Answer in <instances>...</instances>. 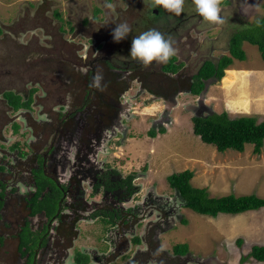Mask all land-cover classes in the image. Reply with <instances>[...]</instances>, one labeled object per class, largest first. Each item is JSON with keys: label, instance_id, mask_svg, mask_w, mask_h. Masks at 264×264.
I'll return each instance as SVG.
<instances>
[{"label": "rangeland", "instance_id": "obj_1", "mask_svg": "<svg viewBox=\"0 0 264 264\" xmlns=\"http://www.w3.org/2000/svg\"><path fill=\"white\" fill-rule=\"evenodd\" d=\"M125 2L127 3L125 0H0V164L4 166L0 178L7 185V205L0 220V264H25L27 261L17 250L15 235L27 218L22 196H26V191H33L30 170L35 166V161L32 153H44L49 147L52 134L57 132L59 111L63 110L61 106L67 103L70 107H80L84 99L81 96H70V76L65 83L62 73L65 72V67L68 75L73 73V64H78V59L85 53L90 58L95 52L109 57L117 50L118 42H114L111 35L114 27L120 23L128 24L124 19H130L129 25L133 29V22L142 13L132 1L129 8ZM257 2L258 0H229L227 4L220 6L223 9V24L213 25L205 21L198 24L193 17L191 24L183 30L196 24V28L202 30L199 39H205L206 35L210 38V44H205L201 55L217 60L228 55V39L235 29L252 24L257 16L264 15V3L252 6ZM106 3H111L112 7L106 8ZM189 12L196 13L194 8ZM56 13L59 17L55 16ZM148 28L146 26L141 31H147ZM243 49L246 60L234 61L231 69L225 71L223 79L208 87L204 103L217 114L225 112L230 118L249 116L256 118L257 122H263L264 110L261 109L264 108V62L255 46L244 44ZM129 52L123 43L119 57L130 59ZM110 82L113 83L114 80L111 79ZM139 87V84L134 83L132 91ZM5 90L21 93L22 101L29 98L31 104L28 110L14 111L4 100L2 92ZM30 91H34L31 97ZM132 91L130 92L133 93ZM141 94L140 97H130L129 116L121 120L128 129L129 139L124 143L125 138L119 142L120 136L111 137L105 145L102 143L103 146L94 159L97 165L100 162L107 163L121 179L134 175L132 184L136 186L137 192L128 200L127 207L140 208L128 220L122 218L123 223L115 221L117 227L114 226L109 236L104 234L105 228L101 229L99 222H95L94 227L85 224L87 229L81 228L82 232H79L69 230L64 218L65 229L59 231L60 237L56 236L58 231L56 234L52 233L56 238L52 239V246L50 245V248L58 249L60 256L57 259L61 261L59 264H76L73 263V255L78 251L88 252L90 259L105 255L104 260L100 256V262L96 261L98 264H130V261L136 264L146 256L145 253L140 254V250H145V245L142 242L136 244L133 240L141 237L146 242L147 235L152 236L155 230L160 247L158 249L167 253V257L160 256L161 263L264 264L254 259L241 262L253 246L264 247V208L239 215L220 214L214 218L202 216L183 208L177 194L167 182L169 176L188 170L193 172L191 185L207 189L210 197L255 195L264 199V148L257 155L250 144L245 146L242 153L231 149L218 152L214 146L204 144L193 133V114L186 107L196 105L197 97H177L178 106L168 115L172 123H165L161 118L164 112L163 102L151 98L147 91ZM92 104L95 109L91 106L94 110L90 112L93 115L91 121L95 124V120L100 118L97 117L98 112L103 113L104 110L103 105L98 103V98L92 99ZM168 119L164 118L166 121ZM83 121V117L79 115L78 124H75L76 131L72 130L74 126L69 120L56 134L59 135V131L62 133V129L67 131V135L77 133ZM14 125L17 126L16 130ZM152 126L155 130L162 126L166 132L154 138L149 137L148 131ZM94 134L97 139L98 132ZM81 138H87L85 130ZM15 144H18L17 151H12L10 148ZM19 152H23L25 156L20 157ZM106 171L108 172L107 169ZM76 182H79V189H84L85 199L90 201L91 180L80 178L74 184ZM101 193L102 191L95 196L96 201H100ZM156 198L159 209L156 207L154 210L153 206L147 204L150 199ZM68 203L71 201L64 204L69 205ZM66 211L64 213L68 214L69 222L73 214ZM39 218L42 221L45 219ZM41 219L31 221L34 231H37V227L40 229ZM182 219L187 221L186 225L181 224ZM81 222L76 224L77 229ZM102 237H109L116 244L114 253L107 251L108 245ZM100 238L101 243H98ZM237 240L241 241L240 245ZM178 244H186L189 251L187 257L177 260L172 248ZM95 247L98 248L97 252ZM65 251H69L67 258ZM137 251L139 256L136 255ZM49 257L43 260L42 252L40 262L36 259L37 264H52ZM147 260L145 264H157Z\"/></svg>", "mask_w": 264, "mask_h": 264}, {"label": "flooded vegetation", "instance_id": "obj_2", "mask_svg": "<svg viewBox=\"0 0 264 264\" xmlns=\"http://www.w3.org/2000/svg\"><path fill=\"white\" fill-rule=\"evenodd\" d=\"M125 1L128 3L127 4L125 2V4H127V8L130 7V2L132 1L134 5H137L139 9L142 10V13L140 16L138 15L133 22L132 25L134 28L129 36L117 43V50L115 52L113 51L109 57H103L101 56L102 53L95 52L93 57L90 58L88 53H85L80 57V59H78V64H73V73L68 75L67 67H65V72L62 73V76L65 78V83L67 82L68 76H70L69 82L72 85L70 96H81L84 99L81 101L82 103L80 107H70L67 103L61 106L63 110L59 111L60 115L58 116L59 123L57 124V132L59 128L66 125L69 120L74 126L72 130H74L75 124H78L79 115H81L84 119L81 124V129H79V131L77 130V133L71 132L68 134L70 136L67 135V131L64 129H62V133L59 131V135L56 134L57 132L55 134L53 133L51 136L52 141H50L49 147L45 149L44 153L40 151L32 153L35 161V166L30 170V175L33 180V191H26V196H22V201L25 203V209L27 210V218L24 219L19 231L15 235L19 245L23 229L26 227L27 231H30L31 233L30 239L39 240L36 246L32 247V251H28L26 256H24L26 257V260L27 258H31V264H37V261L40 262L39 258L41 257L42 252L44 255L43 260L51 255L49 260L52 264H59L61 262L57 259L59 255L58 249L53 247L50 248V245L52 246V239H55L56 236L60 237L61 233L59 231H62L63 228L65 229L64 218H66V225L69 230L74 229L82 232L81 228L87 229L86 225L94 227L95 225L93 224L95 222H99L102 225L101 229L102 227L105 228L104 234L106 233L109 236V233H112L111 230H113L116 225L115 221L118 220V222L123 223L122 218L126 221L129 217L135 215V211L140 207H127L129 199L122 200L124 193L119 192L120 190L117 185H112V191L105 190V184L107 182L116 183V181H123L124 179H121L115 171L111 170L107 163L103 164L100 162V166L95 163L94 159L97 157L98 150H100L101 146L105 145L106 142H109L111 137L116 136L118 138L120 136V140H118L119 142L121 140L123 141L125 138L123 141L124 143L129 139L128 129L124 126L121 120L122 118L129 116L128 112L130 104L128 102L130 97H140L143 91H147L151 98H155L156 100L163 102L164 112L161 116L163 121H165V123H172L171 120L168 119L170 118L168 115L171 110L178 106V103L176 102L177 97H201L200 94L202 91L195 95L191 90L192 86L196 82L195 77L198 75L199 70L204 63L218 60L210 59V57H204L201 55V49H203L205 44H210V38L206 35L205 39H199L202 30H198L196 28V24L183 30V28H187L191 24L193 17L197 19L198 24L204 22L197 13L189 12L194 8L192 0H185L183 6L184 10L179 16L169 13L159 5H156L155 0ZM228 1L229 0H219V4L222 6L223 4H227ZM220 10L221 14L223 9L220 7ZM124 20L127 21L129 25L130 19ZM146 26L147 28L149 27L147 30L151 28L156 30L159 29V31L161 30L160 32H162L165 37H169L174 41V47L177 49V53L167 64L156 65L155 62H153V65L146 67L132 57L130 59H121L119 57L121 45L124 43V45L130 50V41L132 38L142 33L143 30L141 31V29H146ZM208 48V50H210V46ZM168 66L171 70L167 69ZM96 74H101L103 76L101 88L90 87V83ZM111 79L114 80L113 83L110 82ZM201 82L203 83V89L208 83H210V85L217 83L215 78H202ZM134 83L140 85L139 89L135 88V93L132 91ZM144 83L145 86H143ZM10 91L15 95H21V93L18 94L13 90ZM32 94L27 96L31 97ZM95 98H98V103L103 105L102 108L104 112H98L97 117L100 118L95 120L94 124V121H91L93 115L90 112H93V109H95L93 104L91 105L92 99ZM121 99H123V101ZM28 100L29 98H26L23 101L27 102ZM93 101L95 102L96 100ZM30 104L31 102L29 103V107ZM20 109L28 110V108ZM211 112L213 111L211 109L209 110L207 106L198 109V114L201 117H206ZM164 118H167L169 121L164 120ZM86 119H88V121H86ZM159 123H162V121H159ZM15 126L16 125L13 127L15 128ZM154 128V126L151 127L152 130ZM161 128L163 127H157L156 131H159ZM84 130L87 138L83 139L81 138V135ZM97 132L98 137L95 139L94 133ZM62 134H64L65 138ZM17 146L18 144H15L10 149L14 151ZM102 149L104 150L103 147ZM19 156L23 158L25 154L23 152H19ZM17 158H19L18 153ZM3 171L4 166L0 164V173ZM97 175L99 176L97 177ZM80 178H84L86 181H88V179L91 180L92 191L90 195H92V199L90 201L85 199L86 194L84 189H79V182L74 184V182ZM42 179H45L48 182H53L56 186L60 187L61 191L60 198H58V202L56 204L58 209L57 214L51 220L46 216L44 210H37L33 203V199L36 196L38 188L37 180ZM97 183H100L101 187L95 190ZM6 188V181H3V179L0 178V220L2 219L1 214L7 205V201L5 199ZM115 188H117L118 191H115ZM49 190L50 189L46 187V189L40 193V197L38 199H42L50 192ZM100 191H102L100 201H96L95 196L99 195ZM90 195L87 194L88 197ZM70 201L71 203H68L69 205L64 204L65 202ZM157 204L156 198V200L150 199L147 205L153 206L155 210L156 207L159 209ZM64 211H71L73 214V218L72 220H69V222H67L68 214L64 213ZM75 213H77V215ZM126 215H128V217H125ZM39 217H43V219L45 218L44 221H42ZM34 219H41L42 221L41 227L39 230L37 227V231H34L31 228V221ZM80 221H82V225L80 224L79 229H77L75 226ZM155 226L157 227V225ZM115 227H117V225ZM57 231L58 233L56 234ZM53 232H55L56 236H52ZM102 238L108 245L107 251L110 254L114 253L116 250V244H113L109 237ZM102 238H100L97 242L101 243ZM0 239H2L1 235ZM139 241V244L142 242L145 245V250H140V254L143 255L144 253L150 252L147 243L144 242L141 237ZM28 245L31 246L32 242L28 243ZM23 250H25V248H23ZM95 250L97 252L98 248L95 247ZM68 252L69 251H65L66 258L68 257ZM78 253L88 256V252H86V254L78 251L73 255V263H76L75 255ZM137 253L139 252L137 251L136 255H138ZM100 256L103 257L101 258ZM185 256L187 257L188 255ZM182 257H184V255H174V258L177 260L178 258L182 259ZM99 258L104 260L105 255H97V257H94L93 259H90L88 256V263L90 264L93 262L95 264L100 262V260H98ZM104 263L106 264V262ZM25 264H29L28 261H26ZM130 264L135 263L130 261Z\"/></svg>", "mask_w": 264, "mask_h": 264}, {"label": "trees", "instance_id": "obj_3", "mask_svg": "<svg viewBox=\"0 0 264 264\" xmlns=\"http://www.w3.org/2000/svg\"><path fill=\"white\" fill-rule=\"evenodd\" d=\"M55 16L59 17L57 13ZM244 44L255 46L264 62V23L257 27L254 22L240 29H235L228 39V55L221 56L217 61H213L214 63L208 61L201 66L198 75L195 77L196 82L191 88L192 92L197 95L202 91V78H215L216 81L219 82L223 79L225 71L230 68L234 61L244 62L246 60V54L243 49ZM169 66L167 69L171 70ZM32 93L33 91L30 92V94ZM3 97L8 105L15 111L20 108H29V103L31 102L30 99L27 102L22 101L20 96L15 95L11 91H4ZM191 121L193 133L198 136L204 144L214 146L218 152L231 149L242 153L244 152L245 146L250 144L253 145V152L257 155L260 154L264 145V121L257 122L254 117L242 116L230 118L225 112L220 114L211 112L206 117L193 116ZM165 132L163 128L159 129V131L151 129L148 131V136L154 138L158 134H164ZM192 178L193 172L186 170L169 176L167 182L169 187L177 194L182 207L196 214L214 218L220 214L239 215L264 208V199L255 195H227L218 198L210 197L207 189L195 188L191 185ZM133 180L134 175L128 176L123 181H116V183L107 182L105 184V190L112 191V185H117L120 190L119 192H124L122 200L130 199L137 192L136 186L132 184ZM37 187V193L33 199L34 206L37 210H44L46 216L51 220L58 211L56 204L58 198H60V187L45 179L37 180ZM46 187L50 189V192L42 199H38L40 193L45 190ZM100 187L101 184L97 183L95 190ZM115 191H118L117 188H115ZM186 223L187 221L185 219L181 220L182 225H186ZM155 228L157 227L155 226ZM30 235V231H27L25 227L17 247L22 257L26 256L28 251H32V247L36 246L39 242L37 239L31 240ZM30 242H32L31 246L28 245ZM133 242L139 244L140 241L136 238ZM146 243L150 252L145 253L146 256L143 257V260L139 259L136 262L137 264H145V262L148 261L147 259L155 261L157 264H168L161 263L162 260H160V256L164 255L167 257V253L158 249L160 247L158 245L156 232L154 233L153 231L152 236L147 235ZM237 244L240 245L241 241L237 240ZM23 248H25V250H23ZM188 251L189 248L186 244H178L172 248L173 255L185 256L186 254L188 255ZM154 252H156V254H154ZM79 254L80 253H78V255ZM78 255L75 257L76 264L88 263L89 259L87 255ZM248 259L264 262V247L253 246L250 253L242 258L241 262L243 263ZM27 261L31 264V258H27Z\"/></svg>", "mask_w": 264, "mask_h": 264}, {"label": "clouds", "instance_id": "obj_4", "mask_svg": "<svg viewBox=\"0 0 264 264\" xmlns=\"http://www.w3.org/2000/svg\"><path fill=\"white\" fill-rule=\"evenodd\" d=\"M194 9L203 21L213 25L223 24L224 18L220 14L219 0H192ZM185 0H155V4L159 5L169 13L179 16L183 12ZM258 3H264V0H258L252 6ZM106 8H111V3L104 5ZM264 23V15L257 16L255 24L259 27ZM131 26L127 23L116 25L111 33L114 42H120L127 38L131 33ZM177 49L174 47V41L165 37L163 33L155 29H149L132 38L129 55L143 66H151L153 62L156 65L167 64L169 60L175 56ZM103 76L96 74L93 77L90 87L101 88Z\"/></svg>", "mask_w": 264, "mask_h": 264}, {"label": "water", "instance_id": "obj_5", "mask_svg": "<svg viewBox=\"0 0 264 264\" xmlns=\"http://www.w3.org/2000/svg\"><path fill=\"white\" fill-rule=\"evenodd\" d=\"M209 86H210V83L205 85L204 89L202 90V92L200 94L201 97H198L196 105H189V106L186 107L187 111L191 112L194 117H201L198 114V109H200L202 107H206L204 101H205V94H206ZM207 108L210 110L209 107H207Z\"/></svg>", "mask_w": 264, "mask_h": 264}, {"label": "crops", "instance_id": "obj_6", "mask_svg": "<svg viewBox=\"0 0 264 264\" xmlns=\"http://www.w3.org/2000/svg\"><path fill=\"white\" fill-rule=\"evenodd\" d=\"M230 69H231V68H230ZM252 98L254 99V97H252ZM253 99H252V100H253ZM261 110L263 111V110H264V108H262ZM263 148H264V145H263ZM242 214H243V213H242ZM228 215H229V214H228Z\"/></svg>", "mask_w": 264, "mask_h": 264}]
</instances>
